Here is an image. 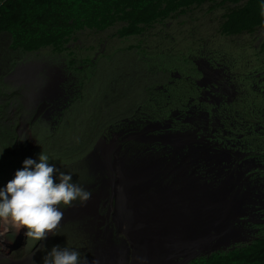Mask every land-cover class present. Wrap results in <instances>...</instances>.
Listing matches in <instances>:
<instances>
[{"label":"rangeland","instance_id":"obj_1","mask_svg":"<svg viewBox=\"0 0 264 264\" xmlns=\"http://www.w3.org/2000/svg\"><path fill=\"white\" fill-rule=\"evenodd\" d=\"M228 10V6L213 7L212 4H205L172 13L148 26L139 25L138 32L123 34L127 24L115 22L101 31H78L60 47L47 46L32 52H15V56L21 60L20 64L28 66L27 70L45 64L52 74L55 69L72 73L80 100L76 102L72 98L67 110L60 116H53L51 119L41 117L33 124V116L24 119L27 127L20 128L19 131L20 119L11 125V120L7 119L8 107L4 105L0 108V188L5 187L14 178L16 171L23 168L26 158L39 162V153L43 151L49 156L50 164H54L61 172L71 174L72 182L91 191L92 197L84 205L74 203L71 207L61 206L64 214L72 215L80 204L89 215L88 219L79 222L65 221L59 229V235L49 236L44 241H27L25 238L21 254L16 248L20 246L18 238L24 237L26 229H21L19 233H5L8 245H11V262L42 264L45 249L50 250L58 244L79 250L81 257L86 256L89 264L98 255L104 256L100 264H117L115 254L123 252L121 243L129 244L127 236L122 233L125 227L121 228V224L117 225L108 219L112 224L107 229L112 232L101 234L105 232L104 226L109 221L98 214L101 209L105 211L108 207L114 208L116 204L118 197L113 195L110 198L111 185L108 187L107 184L108 179L113 177L117 180L121 176L123 180L125 172L121 173L119 165L124 160L114 144L103 146L102 150L99 147V151L95 149L98 138L93 135L104 128L105 124H101L109 120L112 114L126 109L125 105L132 104L136 92L140 93V90H133L137 83L139 88L146 85L144 71L141 76L140 70L130 64H134L136 59H142L143 68L148 75L170 73V80L174 81V85L168 87L167 93L171 96V101L174 103L175 100L177 104L186 102L203 90L194 81L190 84L184 80L188 75L193 76L194 80L203 77L201 64L196 62L202 57L224 58L225 64L230 67L264 64V32L256 33L260 35L256 38L253 35L235 36L223 33L221 25ZM7 40L6 36H0V46H6L9 43ZM23 72L25 71L15 74L10 72L3 77L5 88H0V98L7 95L6 101L11 103L13 97L8 99L11 91L19 92L17 84H26ZM156 86L158 90L154 89L155 92L163 96L164 91L159 89L160 85ZM148 103L142 106V111L150 114L157 107ZM202 103L209 109L215 104L209 96ZM103 158L109 160L108 168L104 167ZM103 178L106 183L104 186L99 184L103 182ZM54 180L59 183L58 174L54 175ZM102 196L110 200L98 209V199ZM90 222H95L93 232L88 231ZM42 244L45 249L41 247ZM0 245L4 251L10 248ZM14 254L21 256L15 257ZM129 262L130 260L125 264Z\"/></svg>","mask_w":264,"mask_h":264},{"label":"flooded vegetation","instance_id":"obj_2","mask_svg":"<svg viewBox=\"0 0 264 264\" xmlns=\"http://www.w3.org/2000/svg\"><path fill=\"white\" fill-rule=\"evenodd\" d=\"M258 32H264V29L256 30L255 27L242 35L256 38L260 36ZM224 61L221 57H202L196 61L201 64L203 77L194 80L188 75L184 80L190 84L194 81L203 90L179 104L175 100L173 103L167 93L168 87L174 85L170 73L148 75L142 59H136L134 64L130 62L140 70L141 76L144 71L147 83L141 88L137 83L135 86L140 93L136 92L132 104L112 114L101 124H105L104 128L93 136L98 138L95 149L99 151V147L102 150L103 146L114 144L124 161L150 157L172 166L182 165L185 175L201 185L217 186L232 181L234 187L245 195L244 215L232 224L239 231L238 236L245 239L244 243L237 245L240 246L264 236V64L230 67ZM20 62L17 58L10 72L25 71L26 84L19 83L23 86L19 92L11 91L8 98L13 97L11 103L5 100L8 107L11 106V125L20 119L18 131L27 127L24 119L33 116V124L41 117L60 116L72 98L76 102L80 100L74 76L69 71L55 69L52 74L45 64L27 70L28 66ZM49 78L52 79L49 81ZM156 85L164 91L163 96L155 92L158 90ZM208 96L215 102L210 109L202 103ZM146 102L157 109L150 114L144 113L142 106ZM172 174L164 181L172 180ZM108 199L106 197L104 202ZM106 211L101 209L98 216L106 220ZM111 224L109 221L101 234L112 232L107 229ZM9 235L11 239V232ZM23 236L18 238V253L25 244L26 237ZM0 244L10 247L4 251L0 245V264H15L11 262V245L4 234L0 235ZM20 254L14 255L20 257Z\"/></svg>","mask_w":264,"mask_h":264},{"label":"water","instance_id":"obj_3","mask_svg":"<svg viewBox=\"0 0 264 264\" xmlns=\"http://www.w3.org/2000/svg\"><path fill=\"white\" fill-rule=\"evenodd\" d=\"M121 170L125 171L126 181L117 191H122L126 199L130 194L128 202L133 201L134 207L132 216L117 212V204L112 209L113 221L119 220L121 228L125 226L123 234L129 242L120 245L121 264L128 260L129 264H189L198 257L245 242L232 227L244 215L245 195L232 181L201 185L185 175L182 165L172 166L150 157L123 161ZM170 173L175 176L164 181ZM114 183L115 177L107 186L114 188ZM123 207L132 206L127 203ZM134 219L140 227L126 230V224Z\"/></svg>","mask_w":264,"mask_h":264},{"label":"trees","instance_id":"obj_4","mask_svg":"<svg viewBox=\"0 0 264 264\" xmlns=\"http://www.w3.org/2000/svg\"><path fill=\"white\" fill-rule=\"evenodd\" d=\"M205 4L228 6L221 25L227 35L264 28V0H0V36L9 42L0 46V88H5L3 77L17 60L15 52L60 47L78 31H101L115 22L127 24L123 34L138 32L139 25L148 26L172 13ZM5 100L0 98V108L8 107ZM10 112L9 105L7 119L11 120ZM189 264H264V236Z\"/></svg>","mask_w":264,"mask_h":264},{"label":"clouds","instance_id":"obj_5","mask_svg":"<svg viewBox=\"0 0 264 264\" xmlns=\"http://www.w3.org/2000/svg\"><path fill=\"white\" fill-rule=\"evenodd\" d=\"M49 161L43 151L39 153V162L26 158L23 168L0 188V229L3 230L0 235L26 229L27 241L55 237L64 220L61 206L71 207L75 201L84 205L91 199V191L72 182L71 174L61 172ZM55 174H58L59 183L54 180ZM41 247L45 249L43 244ZM45 251L42 264H89L87 257L82 258L75 248L57 244Z\"/></svg>","mask_w":264,"mask_h":264},{"label":"bare ground","instance_id":"obj_6","mask_svg":"<svg viewBox=\"0 0 264 264\" xmlns=\"http://www.w3.org/2000/svg\"><path fill=\"white\" fill-rule=\"evenodd\" d=\"M101 155V154H100ZM103 162H104V167L105 168H108L110 165H109V160L107 159V158H103ZM119 166H121V165H119ZM114 168V170H115V167H113ZM112 170V169H111ZM116 171V170H115ZM107 172H108V170H107ZM125 172V171H124ZM121 173H123V171H121ZM126 179H127V177H125ZM128 180V179H127ZM126 180L123 178V180L121 179V176H119L118 177V179L116 180V183H114V188H113V185L112 186H110V198H113V195H114V191H115V195L114 196H116V197H118L117 198V200H116V204H117V212H126V213H128V214H130L131 216H132V208H134L133 207V201H131L130 200V202H128V200H129V197H131L130 196V194H128V197H127V199L125 198V196L123 195V193H122V191H117V189H119L120 187H121V182H125ZM99 184H101V185H105L106 183H105V179L103 178V182H101V183H99ZM103 185V186H104ZM126 199V200H125ZM106 200V198L104 197V196H102V197H99V199H98V203H97V208L99 209L103 204H104V201ZM74 203H79V201H75V202H73V204ZM127 203H129V205L130 206H132V207H129V208H126V207H123L125 204H127ZM116 204H114V208H111V207H108V211H106L107 213H108V215H106V217H107V219L109 218V219H111V220H113L114 219V216H112V214H113V210L112 209H115L116 208ZM77 207H78V209L75 211V213H73L72 215H70V214H64V220H63V222L62 223H65V221H83V220H86V219H88L89 218V215L87 214V212H86V210H85V208H82L81 206H80V204L79 205H77ZM87 209H89V208H87ZM105 214V213H104ZM136 216V215H135ZM134 215H133V217L134 218H137V217H135ZM105 217V218H106ZM93 219V218H92ZM117 225H119L120 224V222H119V220L117 221V223H116ZM140 223L137 221V220H133L132 222H128V225L126 224V230L128 229V227L130 228V229H132V230H135L137 227H140ZM94 226H95V222H93V223H89V228H88V231L89 232H93V229H94ZM125 227V226H124ZM119 230V229H118ZM123 233V232H122ZM99 243V242H98ZM103 246H106V245H104V244H102ZM122 256H123V254H122V252H120V251H118L116 254H115V261H116V263L117 264H121V261H122ZM103 259H104V256L103 255H98V256H94V258L91 260V263L92 264H100L101 263V261H103Z\"/></svg>","mask_w":264,"mask_h":264}]
</instances>
